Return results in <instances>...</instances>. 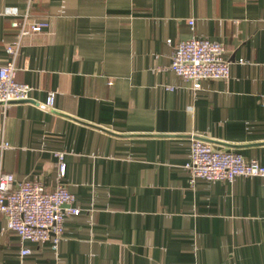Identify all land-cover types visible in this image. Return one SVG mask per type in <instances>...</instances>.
I'll return each instance as SVG.
<instances>
[{"label":"crops","instance_id":"obj_1","mask_svg":"<svg viewBox=\"0 0 264 264\" xmlns=\"http://www.w3.org/2000/svg\"><path fill=\"white\" fill-rule=\"evenodd\" d=\"M9 8L50 27L16 60L30 100L0 105V173L63 185L81 213L57 252L3 218L0 264H264V177L192 185L186 168L193 138L264 166V0H0V69ZM193 37L225 45L227 81L171 70Z\"/></svg>","mask_w":264,"mask_h":264},{"label":"built area","instance_id":"obj_2","mask_svg":"<svg viewBox=\"0 0 264 264\" xmlns=\"http://www.w3.org/2000/svg\"><path fill=\"white\" fill-rule=\"evenodd\" d=\"M12 18L11 27L16 30L17 40L7 47L10 62L0 69V105L3 112L12 105L30 100V85L16 79V60L23 40L42 33L50 27L45 21H33L29 11L20 15L18 9H6ZM190 24L193 26L194 22ZM171 44V41L168 42ZM231 63L226 59L223 43L204 38H191L174 46L171 70L182 80L193 83L200 90L203 81L230 78ZM169 90H173L168 87ZM55 93H50L45 109L55 103ZM9 144L0 140V151ZM62 158V155H60ZM186 168L191 175V184L198 180L233 183L240 177H264V166L258 161H246L241 154L216 150L210 143L193 138L191 159ZM66 174L65 164H60V177ZM75 196L63 185L49 192L37 181L17 182L13 174L0 173V226L6 219V227L16 233L21 241L34 244L50 243L57 252L63 240L64 221L67 216H79L80 209L74 208ZM30 250H22L27 256Z\"/></svg>","mask_w":264,"mask_h":264}]
</instances>
